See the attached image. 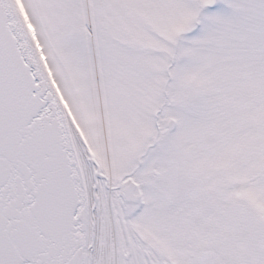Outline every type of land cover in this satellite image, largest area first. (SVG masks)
I'll use <instances>...</instances> for the list:
<instances>
[{
	"label": "snow or ice",
	"instance_id": "snow-or-ice-1",
	"mask_svg": "<svg viewBox=\"0 0 264 264\" xmlns=\"http://www.w3.org/2000/svg\"><path fill=\"white\" fill-rule=\"evenodd\" d=\"M0 264H264V0H0Z\"/></svg>",
	"mask_w": 264,
	"mask_h": 264
}]
</instances>
